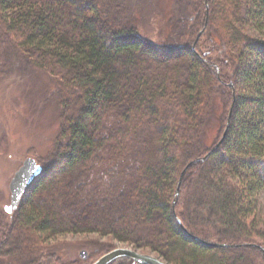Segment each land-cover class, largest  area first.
<instances>
[{"label": "trees", "instance_id": "1", "mask_svg": "<svg viewBox=\"0 0 264 264\" xmlns=\"http://www.w3.org/2000/svg\"><path fill=\"white\" fill-rule=\"evenodd\" d=\"M171 8V33L158 43L131 25L130 0H0V69L48 74L61 119L42 174L12 215L0 212V264H64L52 240L86 233L170 264H264L255 219L264 197V0ZM217 100L224 112L208 146ZM90 245L83 264L114 249Z\"/></svg>", "mask_w": 264, "mask_h": 264}, {"label": "rangeland", "instance_id": "2", "mask_svg": "<svg viewBox=\"0 0 264 264\" xmlns=\"http://www.w3.org/2000/svg\"><path fill=\"white\" fill-rule=\"evenodd\" d=\"M172 2L130 0L133 12L131 25L137 27L138 33L159 43L171 33ZM57 95L48 74L21 72L15 66L9 71L0 69V212L10 202L9 183L24 159L34 157L43 166L53 153L61 128ZM223 110L222 103L217 100L214 118L210 119L204 134L208 146L212 145L218 133ZM58 162L60 160L56 166ZM98 215L94 214V219ZM255 219L264 223V197L260 198L256 207ZM96 241L110 243L114 249L129 247L162 258L149 249L114 242L112 238L101 237L98 233L65 234L51 243L62 263L83 264L88 252L91 254L94 251L90 244ZM82 251L87 252L86 257L81 256ZM1 264L17 263L2 260Z\"/></svg>", "mask_w": 264, "mask_h": 264}, {"label": "water", "instance_id": "3", "mask_svg": "<svg viewBox=\"0 0 264 264\" xmlns=\"http://www.w3.org/2000/svg\"><path fill=\"white\" fill-rule=\"evenodd\" d=\"M229 85L232 86L233 85L232 82L229 83ZM230 116H229L228 121H230ZM227 128L221 140L219 141V143L212 150H210L204 157H202L201 160H206L218 148V146L220 145V143H222V141L224 140L226 136ZM189 165L185 168V170L189 167ZM43 169H44L43 166L37 161L36 158L30 156L24 159L21 166L15 171L9 183L10 202L4 206V209L8 214L12 215L19 208V205L22 201L23 196L25 195L29 187L33 184V182L42 174ZM183 173L181 174V177L179 180L177 194H179V191H180ZM8 209H11V210L8 211ZM221 246H228V245L222 244ZM81 256L86 257L87 252L82 251ZM122 257H128L132 259L134 264H169L168 262H166L165 260H163L162 258L158 256H155L153 254H148V253H141L137 251L136 249L129 248V247L128 248L127 247L115 248L112 251L100 257L93 264H109L112 261L122 258Z\"/></svg>", "mask_w": 264, "mask_h": 264}, {"label": "snow or ice", "instance_id": "4", "mask_svg": "<svg viewBox=\"0 0 264 264\" xmlns=\"http://www.w3.org/2000/svg\"><path fill=\"white\" fill-rule=\"evenodd\" d=\"M11 209H8V211H10Z\"/></svg>", "mask_w": 264, "mask_h": 264}, {"label": "bare ground", "instance_id": "5", "mask_svg": "<svg viewBox=\"0 0 264 264\" xmlns=\"http://www.w3.org/2000/svg\"><path fill=\"white\" fill-rule=\"evenodd\" d=\"M134 264V263H133Z\"/></svg>", "mask_w": 264, "mask_h": 264}]
</instances>
